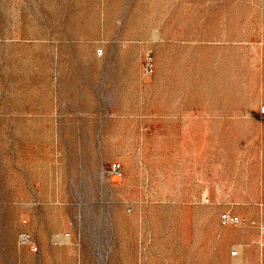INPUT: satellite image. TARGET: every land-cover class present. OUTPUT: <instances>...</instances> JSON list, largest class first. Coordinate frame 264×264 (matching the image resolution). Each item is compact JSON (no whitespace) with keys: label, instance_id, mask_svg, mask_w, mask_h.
I'll return each instance as SVG.
<instances>
[{"label":"rangeland","instance_id":"374dc122","mask_svg":"<svg viewBox=\"0 0 264 264\" xmlns=\"http://www.w3.org/2000/svg\"><path fill=\"white\" fill-rule=\"evenodd\" d=\"M261 224L264 0H0V264H264Z\"/></svg>","mask_w":264,"mask_h":264},{"label":"built area","instance_id":"2783aa9c","mask_svg":"<svg viewBox=\"0 0 264 264\" xmlns=\"http://www.w3.org/2000/svg\"><path fill=\"white\" fill-rule=\"evenodd\" d=\"M148 71H153V65L149 64L147 67ZM222 221L225 224L228 223H239L241 219L237 215H233L230 212L223 213ZM260 234H261V246L264 248V224L260 225ZM23 239H26V236H23Z\"/></svg>","mask_w":264,"mask_h":264},{"label":"bare ground","instance_id":"6f19581e","mask_svg":"<svg viewBox=\"0 0 264 264\" xmlns=\"http://www.w3.org/2000/svg\"><path fill=\"white\" fill-rule=\"evenodd\" d=\"M27 239V238H26Z\"/></svg>","mask_w":264,"mask_h":264}]
</instances>
